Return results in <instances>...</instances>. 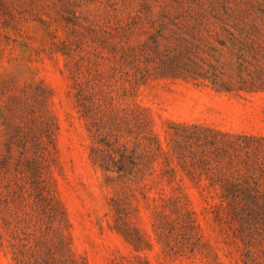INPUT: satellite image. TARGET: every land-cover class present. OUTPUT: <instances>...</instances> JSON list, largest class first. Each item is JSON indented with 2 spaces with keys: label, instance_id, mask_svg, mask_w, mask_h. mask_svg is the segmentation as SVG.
Returning <instances> with one entry per match:
<instances>
[{
  "label": "rangeland",
  "instance_id": "obj_1",
  "mask_svg": "<svg viewBox=\"0 0 264 264\" xmlns=\"http://www.w3.org/2000/svg\"><path fill=\"white\" fill-rule=\"evenodd\" d=\"M182 17L226 41L210 39L224 82L238 85L242 63L254 90L153 76L109 106L92 75L112 49L141 45L151 19ZM6 83L41 86V118L21 120ZM183 126L264 138V0H0V264H18L22 244L54 264H246L217 191L179 165Z\"/></svg>",
  "mask_w": 264,
  "mask_h": 264
},
{
  "label": "trees",
  "instance_id": "obj_2",
  "mask_svg": "<svg viewBox=\"0 0 264 264\" xmlns=\"http://www.w3.org/2000/svg\"><path fill=\"white\" fill-rule=\"evenodd\" d=\"M185 17L161 18L159 26L158 20L151 19L150 29L156 31L141 45L112 49V67L105 73L96 69L92 75L93 87H100V94H114L113 98L110 97L109 106H113L114 100L121 103L130 98L141 81L153 76H188L196 81H209L219 90L228 92L254 90L256 80L242 78V63L233 64L237 66L238 85L233 87L224 82L225 73L223 67L217 64L219 58H216V55L222 56V51L213 46L210 39L213 38L223 48L227 47L226 41L219 40L218 33L213 35L199 19L191 18L194 21L192 24V20ZM167 26L171 31L168 34ZM204 33L207 35L203 36ZM212 59L216 63H212ZM9 87L6 83L2 90L13 92L9 105L16 106L21 120L33 124L31 117L41 118L38 106L45 101V91L41 86L29 84L21 90ZM90 100L91 96L81 86L78 101L87 113ZM24 127L17 126L16 137L20 136ZM46 128L48 132L51 129L48 124ZM176 137L173 150L179 165L192 179L197 182L204 179L217 191L218 199L236 225V232L245 249V263L264 264V138L231 135L197 126L181 127ZM42 202L52 207L51 199L44 197ZM22 235L24 238H19L21 242L28 241L31 236L25 230ZM26 247V244L13 245L18 264H54V259L42 257L36 250L25 252ZM27 254L29 258L26 259Z\"/></svg>",
  "mask_w": 264,
  "mask_h": 264
}]
</instances>
